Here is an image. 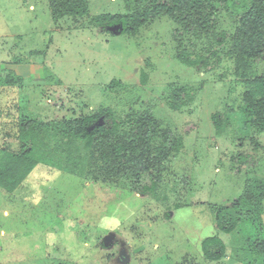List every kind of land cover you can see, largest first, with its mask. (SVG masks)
<instances>
[{
  "label": "rangeland",
  "instance_id": "obj_1",
  "mask_svg": "<svg viewBox=\"0 0 264 264\" xmlns=\"http://www.w3.org/2000/svg\"><path fill=\"white\" fill-rule=\"evenodd\" d=\"M82 1L85 15L56 18L51 0H0V149L23 153L16 189L0 186V264H264V131L240 112L264 50L239 59L234 12L218 3L215 33L163 15L131 34L97 19L126 0ZM182 50L200 63H181ZM108 108L116 120L150 111L169 137L153 139L170 151L155 190L136 191L128 167L109 173L98 139L71 133ZM237 203L224 232L218 210ZM215 235L220 261L202 251Z\"/></svg>",
  "mask_w": 264,
  "mask_h": 264
},
{
  "label": "trees",
  "instance_id": "obj_2",
  "mask_svg": "<svg viewBox=\"0 0 264 264\" xmlns=\"http://www.w3.org/2000/svg\"><path fill=\"white\" fill-rule=\"evenodd\" d=\"M126 1L129 5L126 13L102 14L97 17L98 21L121 24L124 33L132 34L150 20L167 15L182 25L187 32L215 33L219 22V4L221 8L232 7L234 12L237 25L230 37L231 49L239 59L251 58L264 50V0H135V4L132 0ZM51 7L56 18L69 13L81 16L88 12L87 5L82 0H51ZM228 35L223 32L221 40L217 42H225ZM177 57L181 63L194 67L200 63L201 54L182 50ZM113 83L120 84L116 80ZM248 83L251 88L244 94L240 107L241 116L247 124L255 125L260 131H264V73ZM172 104L178 107L179 102ZM112 113L111 108L103 110V123L95 125L92 129L88 127L94 119L71 121V133L82 138L98 139L97 150L109 173L128 167L133 172L132 184L136 191L145 193L155 190L158 185V171L170 151L164 150L163 147L154 148L153 139L169 137L167 134L161 135L158 130L159 121L150 111H136L120 120H116ZM216 126H221L218 119ZM174 140L175 138L172 144L175 146ZM21 154L23 153L0 149V186L7 191L15 190L20 183V180L15 181L11 176L15 174V157ZM237 205L239 203L232 207L223 205L219 208L216 220L222 231L231 232L236 228L241 217V211L234 210ZM202 251L208 260L220 261L226 254V246L220 236H209L202 243Z\"/></svg>",
  "mask_w": 264,
  "mask_h": 264
},
{
  "label": "water",
  "instance_id": "obj_3",
  "mask_svg": "<svg viewBox=\"0 0 264 264\" xmlns=\"http://www.w3.org/2000/svg\"><path fill=\"white\" fill-rule=\"evenodd\" d=\"M127 258V257H126Z\"/></svg>",
  "mask_w": 264,
  "mask_h": 264
}]
</instances>
